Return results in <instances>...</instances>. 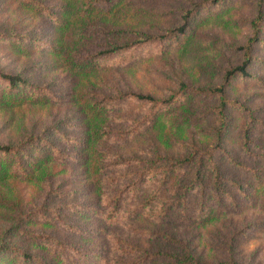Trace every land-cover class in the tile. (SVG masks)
Segmentation results:
<instances>
[{
  "label": "rangeland",
  "instance_id": "rangeland-1",
  "mask_svg": "<svg viewBox=\"0 0 264 264\" xmlns=\"http://www.w3.org/2000/svg\"><path fill=\"white\" fill-rule=\"evenodd\" d=\"M41 1L61 18L60 7L76 0ZM199 1L113 0L112 4L99 5L96 13L85 17L80 16L79 7L76 16L66 18L70 28L65 34L46 15L25 8L19 0H0V71L19 75L28 90L38 87L45 93L37 91L32 100L8 105L6 85L0 80V144L12 145L29 136L39 137L41 140L36 141L31 153L43 152L47 159L29 178L16 175L10 166L0 180V243L11 247L0 252V264H36L22 254L49 264H119L121 260L137 257L136 250L130 255L120 251L127 243L146 250L176 253L160 240H148L133 228L187 240V247L194 254L211 262L226 254L224 238L231 228L246 223L251 225L236 239L234 257L241 264H264V123L253 122L249 137L257 147L251 146L249 153H245L240 140L247 110L228 111L226 148L242 163L262 169L259 173H243L224 160L221 162L226 176L246 185L250 201L245 200V206L239 210L228 211L204 225L194 220L178 223L174 217L158 223L139 212L109 224L97 214L103 206L92 185L94 174L85 162L91 145V142L84 145L87 121L75 100L77 93H82L83 99H96L113 96L116 91L162 98L180 83L193 87L217 85L221 69L237 61L232 47L248 36L244 21L254 13V0L206 2L196 7L181 34L162 44L147 43L113 54L95 72L83 77L72 74L50 48L66 42L71 49L78 47L77 50L89 52L101 49L106 37L100 35L99 29L104 27L163 33L178 26L181 15ZM260 37L262 42L253 50L256 64L249 68L256 78H236L230 83L228 94L242 101L254 117L264 122V23ZM91 92L95 93L93 97ZM202 102L195 99L193 106ZM112 104L106 110V126L110 130L127 129L131 119L144 111L135 102L120 100ZM191 107L190 102L178 103L161 110L154 125L132 138L116 135L93 147L123 157L144 158L149 157L144 155L152 148L168 155L178 154L185 142L209 145L212 136L208 129L213 118L209 115L196 119L189 111ZM98 173L103 175L101 171ZM34 235L45 236V241ZM48 240L61 241L62 245L54 246Z\"/></svg>",
  "mask_w": 264,
  "mask_h": 264
},
{
  "label": "trees",
  "instance_id": "trees-1",
  "mask_svg": "<svg viewBox=\"0 0 264 264\" xmlns=\"http://www.w3.org/2000/svg\"><path fill=\"white\" fill-rule=\"evenodd\" d=\"M112 1L76 0L73 4L66 2L60 7L59 13L62 17L58 18L41 0H19L25 8L46 15L57 29L65 34L70 28V23L66 18L76 16L77 8L80 7L81 15H79L85 17L96 13L100 8L99 5L109 4ZM214 1L222 2L223 0H201L194 3L181 15L182 21L178 26L168 28L163 33L152 34L130 29L104 27L99 29L100 35L106 37L104 43L100 45L101 49L92 52L86 49L77 50L78 47L71 49L65 45L66 42L65 44L61 42L53 44L50 47L51 52L60 57L63 65L72 74L83 77L95 72L101 62L113 54L147 43L162 44L177 34H181L186 29L188 19L196 7ZM254 5L253 15L245 21L243 20L248 26V36L241 44L232 47L237 61L233 64H226L221 69L220 82L215 86L193 87L180 83L176 89L168 90V93L162 98L133 91H116L113 96L83 99V94L77 93L75 100L80 103L84 119L87 121L84 145L91 142L87 149L85 162L88 170L92 175L94 174L92 185L98 202L103 206V210H97L101 219L109 224H116L126 220L127 215L129 218L139 212L158 223L169 221L171 217H174L178 223H191L194 220L198 225H204L217 220L228 211L239 210L240 207L245 206L243 203L245 200L249 199L250 201L249 195L246 193V185L241 184L233 177L226 176L220 165L224 160L227 165L243 173H259L262 170L242 163L230 154L225 146L230 109L247 110V121L241 129L240 140V147L245 153H249L251 146L257 147L256 142L249 137V130L253 126V122L256 121L258 125L264 123L254 117L252 110L247 109L242 101L232 98L228 94L230 83L236 78L253 77L249 68L257 61L253 55L254 47L262 42L260 35L264 23V0H254ZM0 80L6 85L4 94L5 103L8 105L14 101L32 100L37 91L40 94H45L38 87L28 90L19 75L0 71ZM42 90L44 91V89ZM94 94L91 92V97ZM195 99H201V102L205 100V102L194 107ZM120 100L135 102L144 108V111L141 115L131 119V124L127 129L110 130L106 126V120H108L106 110H108L109 104L114 105L112 103ZM183 102L192 103L189 111L194 114L196 119L209 115L213 118V125L208 129L212 136L209 145L185 142L179 147L178 154L169 153L168 155L161 154L158 149L152 148L144 155L149 157L144 158L123 157L114 152L93 147L95 143L97 145L116 135L132 138L147 126L154 125L161 110L176 106L178 103L180 105ZM37 140L41 139L29 136L20 143L0 144V155L3 156L0 159V180L5 177L10 166L16 175L20 174L25 178L33 176L34 172L40 170L47 159L43 152L41 155L39 153L32 155L31 148ZM100 171L103 173L102 176H99L98 172ZM110 171L111 174H108ZM144 192L146 193L142 195ZM250 225L251 223H246L239 227H232L229 235L226 238L223 237L226 254L222 259L211 262L202 261L194 254L187 247V240L183 241L164 232L133 228L134 232L148 240H160L165 245L172 247L176 253L146 250L127 243L126 248L120 249V251L130 255L129 252L136 250L137 257L128 259L129 261L121 260L119 264H241L234 257L235 241ZM34 237L45 241V236L34 235ZM48 241L54 246L61 247L62 245L61 241ZM10 248L4 243H0V252L9 251ZM22 257H28L31 259V263L49 264L33 255L22 254Z\"/></svg>",
  "mask_w": 264,
  "mask_h": 264
}]
</instances>
